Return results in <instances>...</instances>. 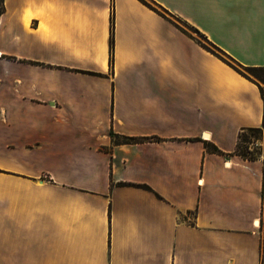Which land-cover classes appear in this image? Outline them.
Masks as SVG:
<instances>
[{"label": "crops", "instance_id": "1", "mask_svg": "<svg viewBox=\"0 0 264 264\" xmlns=\"http://www.w3.org/2000/svg\"><path fill=\"white\" fill-rule=\"evenodd\" d=\"M143 1L3 0L0 264H261L264 0Z\"/></svg>", "mask_w": 264, "mask_h": 264}, {"label": "trees", "instance_id": "2", "mask_svg": "<svg viewBox=\"0 0 264 264\" xmlns=\"http://www.w3.org/2000/svg\"><path fill=\"white\" fill-rule=\"evenodd\" d=\"M140 2H142L144 5L148 6L151 9H154L153 7H151L148 3L144 2L143 0H139ZM4 12V6H3V0H0V15ZM112 43H113V38L111 36V40H110V47L112 49ZM220 58V57H219ZM221 60H223L222 58H220ZM227 65H229L232 69H234L236 72H238L239 74H241L242 76H246L245 73H243L242 71H240V69L238 67H235L234 65H231V63L226 62L225 60H223ZM110 66H112V59L110 58ZM244 70L255 76L256 73L259 74V76H256L257 78H259L262 82L264 81V69L260 68V69H251V68H244ZM264 131V122L263 125L260 128H250V129H246L244 131H242V133L239 135L238 137V141H237V146H236V154L241 156L244 159H248V160H256L257 156H256V151L255 150H250L249 149V145L250 144H254V142L258 139L256 137V135H260L262 132ZM246 134H249L248 136ZM112 138L115 139L114 142H119L118 137L112 134ZM123 141L125 143H130L135 141V139L133 138H124ZM206 149L209 150L211 153L214 154H222L214 145H209L206 144L205 145ZM262 214L264 216V180H263V188H262ZM262 226L264 228V220L262 222ZM261 264H264V243L262 246V260H261Z\"/></svg>", "mask_w": 264, "mask_h": 264}, {"label": "rangeland", "instance_id": "3", "mask_svg": "<svg viewBox=\"0 0 264 264\" xmlns=\"http://www.w3.org/2000/svg\"><path fill=\"white\" fill-rule=\"evenodd\" d=\"M175 21L177 22L176 24L181 26V27H184V28H187L188 30H190L192 32L191 29H189L187 27V25H185L184 23H182L181 21L179 20H176ZM208 48L213 54H216L218 57L222 58L223 60H225L226 62H228L222 55H220L215 49H213L212 47H206ZM255 76H259L258 73L255 74ZM247 136L249 134H246ZM256 137L258 138L254 144H257L259 143L258 146H255L254 148H249L250 150H255L256 151V156L257 158H262L264 160V131L260 134V135H256Z\"/></svg>", "mask_w": 264, "mask_h": 264}, {"label": "bare ground", "instance_id": "4", "mask_svg": "<svg viewBox=\"0 0 264 264\" xmlns=\"http://www.w3.org/2000/svg\"><path fill=\"white\" fill-rule=\"evenodd\" d=\"M257 224H258V222H257Z\"/></svg>", "mask_w": 264, "mask_h": 264}]
</instances>
